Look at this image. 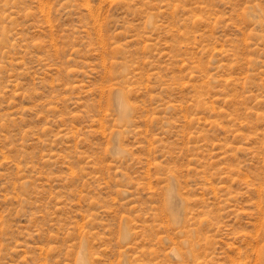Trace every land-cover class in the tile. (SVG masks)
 <instances>
[{
  "label": "rangeland",
  "instance_id": "obj_1",
  "mask_svg": "<svg viewBox=\"0 0 264 264\" xmlns=\"http://www.w3.org/2000/svg\"><path fill=\"white\" fill-rule=\"evenodd\" d=\"M0 264H264V0H0Z\"/></svg>",
  "mask_w": 264,
  "mask_h": 264
}]
</instances>
